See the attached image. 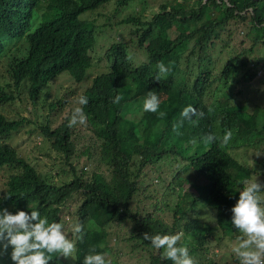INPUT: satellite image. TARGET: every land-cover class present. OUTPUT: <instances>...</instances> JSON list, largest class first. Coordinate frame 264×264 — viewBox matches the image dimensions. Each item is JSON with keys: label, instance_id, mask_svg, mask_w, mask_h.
Returning a JSON list of instances; mask_svg holds the SVG:
<instances>
[{"label": "trees", "instance_id": "16d2710c", "mask_svg": "<svg viewBox=\"0 0 264 264\" xmlns=\"http://www.w3.org/2000/svg\"><path fill=\"white\" fill-rule=\"evenodd\" d=\"M79 1L80 4L76 0H51L48 6L41 5L31 12V7L39 0H29L30 8L23 16L13 13L0 20V67L8 77H2L3 81L0 79V208L8 206L13 214L18 210L29 214L31 210H38L49 224L61 223L64 230L70 232L69 236L74 223L83 224L85 235L83 242H77L76 260L52 254L49 264H82L91 250L95 249L96 253L98 249L107 251L111 232L119 228L114 224L122 223H128L126 238L133 240L132 249L139 247L148 264L173 262L162 259L163 250H156L150 241L143 240L145 232L150 235L182 233L179 245L186 246L198 264H217L221 256L213 257L212 246L220 247L224 234L231 238L242 235L229 221L230 214L226 213H231L239 199V191L244 186L242 181L251 176L249 171L261 173L264 178V122L257 125L253 114L245 112L250 98L244 96L231 101L224 93L225 79L232 77L234 72L243 82L238 93L257 90L250 87L247 79L254 75L259 62L264 66V52L259 45L264 43V27L249 26L254 30L248 36L252 41L240 38L237 47L231 37L235 36L232 34L238 27L229 28L228 17L232 9H245L247 5L256 12L263 11L260 5L264 0H136L139 2L133 4V12H149L150 18L140 20L131 15L133 12L127 14L122 22L137 24L131 29L137 38L129 44L121 41L113 45L106 51L105 62L100 68L91 66L97 65V61L87 54L94 27L89 20L77 19L76 14L83 4L96 6L104 2L111 9L120 11L132 6L133 0ZM137 5L140 9H135ZM48 8L55 13V21L59 17L68 20L54 31H37L33 23L42 20ZM10 24L31 27L33 32L26 37L23 34L21 38V30L8 31ZM153 30L156 32L152 37L156 39L151 40L149 34ZM168 32L174 36L170 37ZM10 40H13L12 44ZM188 40L200 49L191 52L185 62L179 64V46ZM205 47L214 48L223 60L216 76H212L215 60L204 55ZM242 53L253 69L232 63ZM2 56L20 59L22 69L16 78L21 83L9 78ZM161 61L171 71L157 81L159 71L154 65ZM87 68L97 71L88 76ZM61 71L69 73L74 85L58 103L41 106L33 113L34 116L59 117L58 122H51L52 128L46 124L38 125L45 141V149L38 151L53 161L61 159L67 163L69 176L51 173L49 169L36 170L31 166L34 161L29 158L30 154L18 155L10 135L17 132L20 123L29 120L18 118L22 115L11 118L4 112L5 107L17 104L22 95L28 96L33 108L39 107L40 99L35 98L39 87ZM87 77L89 81L83 83ZM174 78H179V84L171 96H177L162 102L166 96L163 93L172 88ZM8 79L15 87L6 86ZM233 82L238 80L233 78ZM149 91L159 93L161 103L157 113L143 110V101ZM118 95L121 99L114 103ZM81 96L88 98L87 105L79 104ZM190 105L203 111L205 116L184 120L177 134L173 126L180 121L182 110ZM78 107L83 109L86 123L69 127L71 115ZM61 111L65 113L61 114ZM160 112L166 115L161 117ZM34 116L30 118L32 127L36 124ZM187 126H190L189 133L183 136ZM227 130L233 132V138L226 147L221 148L219 142H203L206 135L222 137ZM260 143L262 146L258 148ZM238 145L249 147L252 154L250 169L230 154L229 150ZM259 150L262 154L257 156L255 153ZM148 165L157 171L167 169L165 172L170 176L161 193L166 198L173 196L172 202L160 200L171 212L169 225L151 218L146 211L141 214L137 208L132 210L130 207L132 196L142 194L140 174H146ZM198 176L210 182L204 179L196 182ZM200 185L209 189L207 194ZM190 187L194 189L189 191ZM153 196L154 193L143 197ZM68 200L71 201L70 208ZM198 200L204 201L213 214L203 213L204 205H196ZM61 211L64 220L58 214ZM66 214H70L69 219L65 218ZM64 221L69 223L65 226ZM94 243L101 248H93ZM232 248L222 264H240ZM0 251L4 252L2 248ZM105 261L106 264H117L113 257L105 258ZM0 264H13L11 247Z\"/></svg>", "mask_w": 264, "mask_h": 264}, {"label": "clouds", "instance_id": "9594fccd", "mask_svg": "<svg viewBox=\"0 0 264 264\" xmlns=\"http://www.w3.org/2000/svg\"><path fill=\"white\" fill-rule=\"evenodd\" d=\"M76 1L78 2V4L81 3V1L79 0ZM50 2L51 0H39L38 4L33 5L31 7V12L36 11L37 8L41 5L48 6ZM96 6L83 4V8L79 9L76 14L77 19L83 22L84 20L91 21L90 19H86L83 17L80 18L79 14L86 9L94 8ZM260 6H263V11L256 12L250 5H247L245 9H238V10L232 9L231 14H229L230 17H228V20L231 19L235 22L244 23L245 28L244 30H242V32L243 35L248 38V36L254 32V30L249 29V26L261 25L264 27V3ZM28 8H30L29 0H0V20H2L5 16H8L13 13L19 16H23L26 13V9ZM53 15H55V13L48 8V12L46 13V15L42 17V20L35 21L33 23V26L36 28L37 31H42V30L54 31L56 28L62 26L68 20V18L59 17V19L55 21L54 20L55 17H53ZM240 15H242V17ZM122 19L119 21L122 22ZM136 25L137 24H135V26ZM131 29H129L127 36L109 43V45L106 47L104 51V54L106 53V51L110 50V48L113 45L120 43L121 41H125L126 44H129L131 40L135 41L137 35L134 32H131ZM17 30L22 31L21 38H23V34L24 37H26V35L33 32V29L31 27L22 28V27L13 26L11 24L9 25L8 31L14 32ZM262 31L264 35V29H262ZM155 32L156 31L153 30L149 34L151 40L156 39V37H152ZM168 34L170 37L174 36V34L171 32H168ZM248 40L252 41L249 38ZM10 43L12 44L13 40H10ZM93 43H94V32H93V38L91 39V43L87 47L88 55H89V50L92 47ZM259 45L262 51L264 52V43ZM179 47H180V51L177 62L179 64L184 63L187 56L190 55L191 52L194 53L200 49L199 47H193V43L190 40H188L187 42L183 41V44H180ZM203 50H204V55H206L210 59L211 57L207 53L208 50L214 51V56L217 57V52L214 48L205 47ZM2 58L5 60L8 73H10L9 78H11L13 81L14 79H16L17 80L16 83H18L19 79H17L16 77L20 74L22 69L20 59L17 57L8 58L7 56H2ZM232 63L241 65L243 66L244 69L246 68L253 69L252 64H248L245 61L243 53L235 57ZM154 68L159 71V75H157L156 77L157 81H159L162 76H167V74L171 71L170 67H166L162 61L156 63L154 65ZM255 68L256 69L254 71V75L248 78L247 81L251 88L253 87L254 89H257L262 85L261 82L264 77V66H261V63L259 62L258 66ZM5 74L6 72L3 70L2 67H0V79L2 81H3L2 77H5L4 76ZM234 76H235L234 78L238 80V82L235 83L238 85V88L243 86V82L240 76L235 72H234ZM5 78L8 77L6 76ZM175 81H176L175 78L174 80L172 79L171 82L172 88L165 90L163 95H167L170 91L175 92V89H177ZM8 82L9 85H6L8 88L15 87L9 79ZM256 82H260V84L256 85ZM19 83H21V81ZM260 88L259 90L257 89V91H260L261 94L259 96L262 98L261 101L264 104V97L262 94L264 90L263 88L261 89ZM157 95H159V93H157ZM157 95L152 91H149L147 93V96L143 101V110L145 112L157 113L159 111L161 102ZM61 96L62 95H56V97H54L53 99L42 98L40 99L39 107L34 109L40 110L41 106H45L51 103L56 104L58 103L57 101L60 100ZM120 99L121 97L118 95L116 96L113 102L119 103ZM237 99L238 98H236L234 101H236ZM87 103H88V98L86 96H81L79 98L80 105H87ZM11 108L14 114L10 115V117L17 119L14 116L19 115L18 111L21 108V106L16 104V105H12ZM209 111H212V109H209ZM5 114L7 113L5 112ZM159 115L161 117H164L166 114L160 112ZM204 116L205 113L203 111H197V109L192 107L191 105L185 107L180 113V117H181L180 121L173 126V130L177 131V134H179L178 128L183 125L184 120L192 121L193 117H195L198 120V119H203ZM86 119L87 118L85 113L83 112V109L81 107H78L73 111L71 115V119L69 120V127H74L77 124L83 125L86 123ZM24 124L25 123H20L17 128L18 130H16L17 132H13V133L11 132L10 135L13 142L12 145L17 150L16 151L17 154L19 153V148L16 146L17 143L14 141L15 138H13V135L20 134L23 131H26L27 134H31L33 131L31 127H24ZM38 132L43 137V134L41 133L40 129H38ZM232 138H233V132L231 130H227L225 131L222 137L216 136L214 134H208L205 137H203V142L205 144L219 142V146L221 148H224L230 143ZM242 146L243 145H238L237 147L230 149L229 152L231 150L238 149ZM60 154L62 153L60 152ZM255 154L259 156L262 154V152H257ZM233 159L236 160L234 157ZM65 164L67 165V167L51 168L49 166L47 169H49L51 173L60 172L67 176L69 166L67 163ZM31 166L36 170H40L35 166L34 163H32ZM244 166L250 169V165H244ZM166 170L167 169L160 171L156 170V172H159V174L156 175L157 179L154 180L153 177V181L156 182L158 180V176H160L166 182L170 177L168 174H166L165 172ZM5 176L8 178L9 174ZM142 177L143 175L140 174L141 179ZM242 184L244 186L243 189L239 191V199L236 201L235 205L231 208V213H232L231 223L237 231L242 233V235L238 237L240 243L237 247L233 248V252L239 258L240 264H264V183L258 181L256 176H253L251 179L246 178L245 180H243ZM202 186L203 185H200L202 191H204L205 188H202ZM142 189H143L142 190L143 196L145 195L149 196L150 194L154 193L153 188H149V183L147 181L143 182ZM162 189L163 187L161 188L160 192L162 191ZM176 189L177 187L175 188V191ZM171 195L172 194H169V196ZM133 199H134V195L132 196V200ZM25 207L29 208V206H25ZM58 214L59 216H62V211ZM64 223L65 221L63 222V224ZM84 235H85L84 226L80 222H76L72 225L71 236H69L68 233L64 230V226L61 223L54 222L49 224L47 218L46 217L42 218L41 213L38 210H31L30 214L29 212L18 210L15 214H13L8 206L6 207L4 206L0 208V248H2L5 252L4 255V252L0 251V257L3 255V258H6V251L9 247H11V260L13 264H49V262L52 260V254H59L58 257H63L64 259L71 258L72 260H76L77 242L78 241L83 242ZM181 238H182V233H177L175 235H160V234L150 235L148 232H145L143 234V240L150 241L151 246L154 249L163 250L161 254L162 259L171 260L173 264H198V262L189 255V249L186 246L179 245ZM105 255L106 254L96 253L95 249H93L91 250L90 253H87V255L84 257L82 264H106ZM3 258H0V261Z\"/></svg>", "mask_w": 264, "mask_h": 264}, {"label": "rangeland", "instance_id": "374dc122", "mask_svg": "<svg viewBox=\"0 0 264 264\" xmlns=\"http://www.w3.org/2000/svg\"><path fill=\"white\" fill-rule=\"evenodd\" d=\"M136 0L132 1V6H127L123 10H114L111 9L110 5L105 4L104 2L99 4L98 6L94 8H89L84 11H82L79 14L80 18H86L90 19L93 27H94V43L92 47L89 50V55L93 61H97V65H91L93 67L100 68L105 62V54L104 51L106 47L111 43L112 41L119 40L125 36H127L129 29L133 28L135 26V23L130 22H120L122 18L127 17V14H130L133 12L134 6L133 4H137ZM156 6V5H154ZM135 9H140L139 5L136 6ZM127 15V16H126ZM131 15L138 17L140 20L148 19L150 18L149 12H143L142 14L138 13H132ZM228 27L231 26L238 27V31L233 32L232 35H235L231 37L232 40H235V46H239L237 44L238 39H242L244 41H249L246 36L243 35L242 30H244V23L241 22H235L233 20H228L227 23ZM207 53L210 55L211 59H214V67L212 69V76H216L215 74L218 72L219 68L223 64V60L219 57L214 56V51L208 50ZM207 61V59H206ZM208 62V61H207ZM209 63V62H208ZM97 69L95 68H87L86 74L88 76L92 75ZM232 77H227L225 79V94L230 98L231 101H234L236 98L240 99L242 97H248L250 98V102H248L245 105V112L247 114H253L257 125H259L261 122H264V107L260 108L259 106H263L262 98L259 96L261 93L260 91L252 92V91H245L242 90V92L238 93V85L233 82ZM179 78L176 79V86L179 84ZM89 81V77H87L83 83H86ZM218 81V80H217ZM256 81V80H255ZM74 80L73 78H70V75L67 71H61L58 73L52 80L47 81L44 85H41L39 87V90L36 92L37 96L36 99H42V98H49L53 99L56 95H64L65 92L68 90L70 86H73ZM262 87L264 90V77L262 80ZM260 84V82H256V85ZM258 87L257 89L259 90ZM260 88V89H261ZM170 91L166 96L164 101H171L176 98V94L171 93ZM46 93V95H45ZM263 97H264V91H263ZM17 104L21 106L19 109V118H25L26 120H29L28 122H24V127H31L32 133L27 134L26 131H23L20 134L13 135L14 141L17 143L16 146L19 148V154H30V157L33 161L35 166L40 170H45L49 166L57 167V168H64L67 167L65 163H62L63 161L61 159H56L53 161V159L46 157L42 155L38 150H44L45 149V141L42 137V135L38 132V125L39 124H46L49 128H52L51 122H58L60 119L58 116H46L43 114H38L34 116V111L38 112L39 110L34 109L33 106L29 102V98L27 95H22L21 100L17 101ZM139 105H141L140 102H138ZM16 105V104H15ZM12 105L7 106L4 108V112H6L8 115H13L14 112L11 108ZM34 109V110H29ZM65 111H61V114H64ZM34 116V121L36 124L31 125L30 118ZM190 130V126H187L184 132L182 133L183 136H187ZM13 143V142H12ZM77 144V143H76ZM15 145V143H14ZM78 145V144H77ZM262 144L260 143L258 145V148H260ZM75 148H78V146H75ZM262 152V150H259ZM54 153L53 151H51ZM231 155L242 165H251L252 163V154L250 153L249 147L246 148H238L231 150ZM33 155L36 156V159L33 158ZM159 172H156V169L152 167V165H148L146 168V174L142 177V182L147 181L149 183V188H153L154 196L153 198H145L143 197V191L142 194L138 193L134 196V199L131 202V209H138L140 210L141 214H144L145 211L150 213L151 218L158 219L166 224H170L172 221L171 212L167 209V207L164 206V203H161L160 200H164L167 202H172V197L166 198L162 195L160 192L161 188L164 185V179H162L160 176H158V180L156 182L153 181L157 179L156 175H158ZM70 173L68 172V176ZM249 179H251L253 176H256L258 181L264 183V178L261 177V173H251L249 171ZM199 179H204L206 182H210V180L205 179L203 176H198L195 181L198 182ZM194 189V187H190L188 190L191 191ZM206 189V188H205ZM208 190H205L206 194L208 193ZM204 192V194H205ZM237 192V190H235ZM205 194V195H206ZM70 200L67 201L68 208L71 207ZM204 205L203 213H206L208 215H212L213 211L208 206H206L204 201L198 200V203L196 205ZM226 209H224L225 211ZM227 214H230L232 217V213L226 212ZM66 219L70 218V214L65 215ZM231 222V218H228ZM69 222H65L64 225L66 226ZM109 226L112 227V224ZM114 226H119V228L116 231L111 232V235L108 240V250L102 251L98 248H101V245H95L93 244V248H96L99 250L98 253L106 254L105 258L109 259L110 257L115 258L117 264H148L147 259L145 257V254L143 251L138 249L139 247H136L135 249H132L133 240L127 239V229H128V223H122V224H114ZM112 230V229H111ZM70 232L68 233V235ZM213 242L212 244H214ZM240 241L238 238H231L228 237V235L224 234L223 239L221 241L220 247H213L212 246V252H214L215 258H220V260L217 261V264H222L228 257H229V251L231 246L237 247L239 245ZM232 248V250H233Z\"/></svg>", "mask_w": 264, "mask_h": 264}]
</instances>
